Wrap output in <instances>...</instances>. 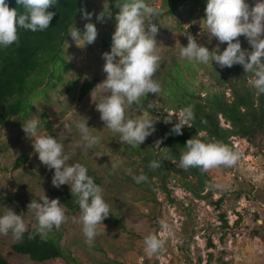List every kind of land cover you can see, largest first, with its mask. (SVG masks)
<instances>
[{"label":"rangeland","instance_id":"1","mask_svg":"<svg viewBox=\"0 0 264 264\" xmlns=\"http://www.w3.org/2000/svg\"><path fill=\"white\" fill-rule=\"evenodd\" d=\"M147 2H155L161 9L159 17L153 21L159 26L156 39L162 57L154 80L157 81V77L176 61L187 59L179 55L181 44L188 43L187 33L210 50L218 44L220 49L227 47L215 38L209 43L208 34L204 32L206 12L195 0H185L176 6L173 0ZM246 2L251 9L258 0ZM105 3L112 15L106 14L101 21L97 17ZM90 7V19L82 14L70 29L76 26L83 34L86 23H95L98 29L95 42L78 46L68 34L62 64L58 63L55 75L30 96L28 111L0 123V215L8 207L13 208L29 228H35L37 221L33 211L28 210V204L32 199L39 201L45 194L50 199L59 198L66 209V220L48 234L73 258L38 262L28 255H8L16 242L11 233L0 234V253L7 255L12 264H264V238L256 235L258 230L264 232L262 132L258 131L252 139L235 134L229 137L234 151L240 153L235 165H221L201 174L189 172L170 161L178 158L170 154L171 147L161 139L165 133H171L174 124V121L165 123L164 118H174L169 117V113L182 108L176 107L174 101L167 102L162 94L150 93L141 97L140 103L148 115L160 120L156 130L138 145L143 156L121 143L119 134L104 127L101 114L96 110L94 102L101 97L97 94L93 102L91 92L95 87L81 96L85 78L96 80L97 85L107 76L103 70L106 63L103 54L111 50L117 24L115 17L120 8L116 0H91ZM238 39L243 49L253 50L245 36ZM196 74V86L202 98L221 94L225 101L233 99L232 83L242 85L248 77L249 84L253 78V73H247L241 64L220 68L215 62H210L209 67L202 66ZM34 80L31 78L30 84ZM148 103L152 108L157 106L163 110L155 114L147 108ZM127 114L135 118L142 113L134 104L129 106ZM34 116L40 119V133L47 132L64 144L70 156L68 163L84 164L89 175L100 182L112 214L97 226L98 235L91 245L82 231L81 212H73L63 201V194L71 192L70 186L65 184L57 188L52 185L54 169L49 170L39 161L31 138L23 131V121ZM80 120H88L90 133L101 138L94 149L81 150L78 145L83 141L79 130L74 125L70 130L65 127V124ZM220 120L223 127L232 129L231 122L222 114ZM157 141L165 148H156ZM236 144L240 145L236 147ZM155 154L168 168L166 176L143 160L144 156ZM19 159L21 164L16 166ZM114 162L118 164L115 169ZM141 174L147 179L137 183L133 177ZM187 182H191L199 194L190 189ZM162 219L170 225L172 234L161 250L148 253L144 238L149 234L159 235Z\"/></svg>","mask_w":264,"mask_h":264},{"label":"clouds","instance_id":"2","mask_svg":"<svg viewBox=\"0 0 264 264\" xmlns=\"http://www.w3.org/2000/svg\"><path fill=\"white\" fill-rule=\"evenodd\" d=\"M116 2L120 8L115 17L116 30L112 36L111 50L103 54L106 61L103 70L107 76L95 86L91 97L93 102L97 94L101 97L94 103L104 121V127L119 134L121 143L136 147L156 130V123L160 120L148 115L140 101L141 97L150 93L158 95L161 92L159 82L153 79L162 59L156 39L159 26L153 22L159 17L161 9L155 2L149 3L147 0ZM16 3L18 7H10V0H0V48L18 42L19 29L37 32L49 28L56 15L49 9L58 4L59 0H16ZM205 12L203 19L206 30H203L208 34L209 43L215 38L220 44L226 43L227 47L221 51L218 44L210 50L207 45L198 42L195 36L187 33L188 43L186 46L181 44L180 57L205 65L215 62L220 68L241 64L247 73H253L249 84L257 90V95L264 94V0H258L251 9L246 0H207ZM106 14L109 17L112 15L109 5L105 3L97 19L103 21ZM91 15L84 11L85 19H90ZM68 34L78 46H85L95 42L98 29L95 23L88 22L83 34L76 26ZM241 35L252 45V51L242 48L238 39ZM134 104L142 113L135 118L127 114L129 106ZM152 107L148 103L147 108ZM169 117L174 118H164L165 123H171L174 119L177 121L170 133L175 135H182L185 125L193 126L191 122L195 118L191 106L169 113ZM73 125L79 130L83 141L78 145L81 150L94 149L100 143L101 138L90 133L88 120L72 121L71 124H65V127L70 130ZM22 127L31 138L34 154H38L39 161L49 170L54 169L52 185L57 188L69 185L71 193L78 198L82 231L86 242L91 245L98 235L97 226L112 214L102 187L89 175L84 164L68 163L70 156L61 141L47 132L38 131V116L23 121ZM160 143L157 141L155 147L162 150L165 147L161 148ZM184 148L178 160L165 159H170L184 170L196 167L208 171L221 165L233 166L240 156L239 152L233 151L221 141L209 139L205 132L199 130L187 140ZM160 166L159 161L150 162L151 168ZM112 167L115 169L118 164L114 162ZM133 178L137 183L147 179L143 174ZM27 207L33 211L37 221L35 234L30 233L29 238L39 235L44 239L49 231L59 228L66 220V209L59 198L50 199L45 194L39 201L32 199ZM9 232L18 241L29 232V226L22 216L10 207L0 215V234ZM171 234L172 228L162 219L159 235L145 236L146 251L156 253L161 250Z\"/></svg>","mask_w":264,"mask_h":264},{"label":"trees","instance_id":"3","mask_svg":"<svg viewBox=\"0 0 264 264\" xmlns=\"http://www.w3.org/2000/svg\"><path fill=\"white\" fill-rule=\"evenodd\" d=\"M182 1L185 0H173V5L176 6ZM195 2L203 10L206 9L207 0H195ZM90 3L91 0H59L58 4L49 9L56 13L49 28L37 32L19 29L18 42L6 48H0V123H5L11 117L24 115L28 111V101L33 92L41 89L55 75L57 64L61 65L63 62L62 54L70 27L77 17L84 14L85 10L91 13ZM10 7H18L16 0H10ZM202 66L209 67L210 62L205 65L188 59L182 62L176 61L167 72L157 77L161 86L159 94H162L167 102L174 101L178 108L187 106L193 108L195 117L192 121L193 126L185 125L182 135L167 132L161 137L163 143L171 147L170 154L178 159L181 152L185 150L184 145L187 140L196 135L198 130L207 132L209 139L221 141L233 151L235 148L229 140L232 134L248 139H252L258 131L264 135V94L257 95V90L248 84V77H246L242 85L232 83L233 99L231 101L221 99V94H212L204 99L196 86V72ZM186 73L190 79L187 78ZM31 78L36 79L30 84ZM95 85L96 80L85 78L81 87V96L93 89ZM151 109L155 114L163 110L157 106ZM220 114L231 122L232 129L221 125ZM173 121L177 122L175 119ZM128 147L143 156L139 146L129 145ZM143 160L148 166L153 160L159 161L161 166L154 170L166 176L168 168L156 154L153 157L144 156ZM20 164L19 159L16 166ZM187 170L202 173V170L196 167ZM94 180L100 185L99 180ZM186 185L199 194L191 182H187ZM77 199L71 192L63 194L65 205L73 212L80 211ZM30 233L35 234V228H29V232L24 234L22 240H16L7 254L28 255L38 262L73 258L71 253L65 251L60 242L49 234L42 239L39 235L29 238ZM256 235L264 238V232L261 230H258ZM0 264L12 263L7 255L0 253Z\"/></svg>","mask_w":264,"mask_h":264},{"label":"built area","instance_id":"4","mask_svg":"<svg viewBox=\"0 0 264 264\" xmlns=\"http://www.w3.org/2000/svg\"><path fill=\"white\" fill-rule=\"evenodd\" d=\"M237 141V140H236ZM240 143V142H239ZM240 144H236V147H238Z\"/></svg>","mask_w":264,"mask_h":264}]
</instances>
